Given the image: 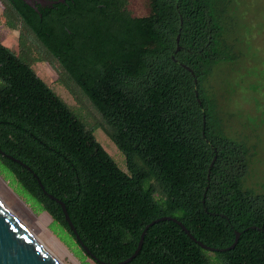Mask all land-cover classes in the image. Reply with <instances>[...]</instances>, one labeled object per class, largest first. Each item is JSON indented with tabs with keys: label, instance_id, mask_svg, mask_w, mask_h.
Listing matches in <instances>:
<instances>
[{
	"label": "trees",
	"instance_id": "obj_1",
	"mask_svg": "<svg viewBox=\"0 0 264 264\" xmlns=\"http://www.w3.org/2000/svg\"><path fill=\"white\" fill-rule=\"evenodd\" d=\"M0 2V19L19 32L16 53L0 42V150L36 177L1 155L0 170L78 252L87 257L37 180L105 263L130 257L144 227L170 217L211 248L239 238L209 251L160 221L128 264H264V195L244 185L256 146L227 134L208 88L216 69L242 55L231 0H147L142 17L127 0ZM44 61L59 64L60 83L88 103L94 122L38 77L32 66ZM97 129L123 154L125 171Z\"/></svg>",
	"mask_w": 264,
	"mask_h": 264
},
{
	"label": "rangeland",
	"instance_id": "obj_2",
	"mask_svg": "<svg viewBox=\"0 0 264 264\" xmlns=\"http://www.w3.org/2000/svg\"><path fill=\"white\" fill-rule=\"evenodd\" d=\"M230 16L234 19V35L238 41V60L215 70L208 88L217 96L225 130L230 137L256 146L249 175L244 185L264 195V0H231ZM127 9L134 17L148 14L147 0H127ZM3 5L0 2V15ZM19 32L0 19V42L13 52L18 51ZM33 69L72 110L76 117L94 122L98 117L86 101L78 103L60 83L62 69L56 61L36 62ZM96 140L117 166L126 170L125 158L101 129ZM0 170V201L55 257L60 264H94L77 251L70 238L50 216L32 205L15 183ZM64 238V240H63Z\"/></svg>",
	"mask_w": 264,
	"mask_h": 264
},
{
	"label": "water",
	"instance_id": "obj_3",
	"mask_svg": "<svg viewBox=\"0 0 264 264\" xmlns=\"http://www.w3.org/2000/svg\"><path fill=\"white\" fill-rule=\"evenodd\" d=\"M22 1L25 2L27 5L33 7V4L29 0H22ZM56 1L57 0H55L54 2ZM60 1L63 2L64 0H60ZM176 40H178V37ZM0 155L21 165L23 168L29 170V168L25 164L5 154L1 150H0ZM215 158H216V155L213 157L212 161L209 164V168L207 171V180H209V172H210L211 167L214 164ZM29 171L32 173L31 170ZM33 176L36 177L35 174H33ZM37 184L45 196H47L49 199L59 204L61 211L63 213L64 220L67 226L69 227L70 231L72 232L73 236L75 237L79 247L83 250V253L87 255V257L91 259L93 262H95L96 264H128L139 253L141 246H142V241H143V238H144V235L147 229L160 221H171L177 224L181 228V230L193 242H195L202 249L209 250V251L222 252L225 250L233 249V247L235 246L239 238V233L235 232L234 242L229 247L225 249L211 248V247H208L202 244L200 241L196 240L189 233V231L176 219L170 218V217H161V218L151 221L144 227V229L142 230L140 234L137 247L130 257L122 261H119L117 263H105L97 259L80 240L66 212L64 203L59 201L57 198L53 197L52 195L48 194L44 190L39 180H37ZM206 190H207V187L205 188V191ZM204 196L205 195H203L202 204L204 203ZM32 235L33 234H31V232H29L28 229L25 228V226L13 215V213L0 201V264H59L57 260L55 259V257H53V255L35 238V236L34 235L32 236Z\"/></svg>",
	"mask_w": 264,
	"mask_h": 264
},
{
	"label": "flooded vegetation",
	"instance_id": "obj_4",
	"mask_svg": "<svg viewBox=\"0 0 264 264\" xmlns=\"http://www.w3.org/2000/svg\"><path fill=\"white\" fill-rule=\"evenodd\" d=\"M33 6H35L36 4H46V3H51V2H54L55 0H29Z\"/></svg>",
	"mask_w": 264,
	"mask_h": 264
},
{
	"label": "bare ground",
	"instance_id": "obj_5",
	"mask_svg": "<svg viewBox=\"0 0 264 264\" xmlns=\"http://www.w3.org/2000/svg\"><path fill=\"white\" fill-rule=\"evenodd\" d=\"M33 236V235H32ZM58 262V261H57ZM60 264V263H59Z\"/></svg>",
	"mask_w": 264,
	"mask_h": 264
}]
</instances>
